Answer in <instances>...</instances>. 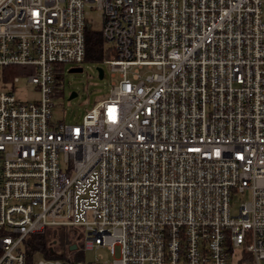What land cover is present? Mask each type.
I'll return each mask as SVG.
<instances>
[{
  "label": "built area",
  "instance_id": "obj_1",
  "mask_svg": "<svg viewBox=\"0 0 264 264\" xmlns=\"http://www.w3.org/2000/svg\"><path fill=\"white\" fill-rule=\"evenodd\" d=\"M87 8L112 88L80 123L55 121ZM21 82L39 97L19 100ZM78 225L108 264H264V0H0V264H103L24 251Z\"/></svg>",
  "mask_w": 264,
  "mask_h": 264
},
{
  "label": "rangeland",
  "instance_id": "obj_2",
  "mask_svg": "<svg viewBox=\"0 0 264 264\" xmlns=\"http://www.w3.org/2000/svg\"><path fill=\"white\" fill-rule=\"evenodd\" d=\"M101 29L102 17L100 12L96 9L87 8L86 30ZM106 47H108L107 44ZM74 67H81L82 71L71 72L70 69ZM98 67L102 68L104 71L103 78L99 77ZM61 68L63 71L58 75L60 87H58L59 90L53 98V120L67 123H80L87 110H90L96 101L102 100L109 95L112 88L109 65L106 60L102 62L84 60L79 65L66 63L61 66ZM14 90L19 100H36L39 97L36 87L24 82L16 84ZM72 92H76L77 96L70 99L69 96ZM250 197L251 194L249 190L242 194H235L231 203L232 213L238 214L240 205L244 201L249 200ZM73 229L76 235L80 232H85L83 226H74ZM76 242L81 249L71 251L69 246L65 247L66 255L69 256L71 262L100 259L103 264H108L113 258L104 247H94L85 250L84 235L79 236Z\"/></svg>",
  "mask_w": 264,
  "mask_h": 264
},
{
  "label": "trees",
  "instance_id": "obj_3",
  "mask_svg": "<svg viewBox=\"0 0 264 264\" xmlns=\"http://www.w3.org/2000/svg\"><path fill=\"white\" fill-rule=\"evenodd\" d=\"M111 50L106 47L104 37L101 30H86V55L85 61L102 62L111 57ZM23 66L21 65H8L4 70L8 72L5 76L9 79L10 76L20 74ZM58 86L60 87L59 78L57 79ZM56 91V94H57ZM74 226H60V227H47L44 232L31 234L23 242V248L29 259L44 256L46 258L66 256L65 247L72 244H77L76 240L81 236L75 233ZM3 231H0L2 234ZM77 236V237H76ZM63 250V255L59 256L57 251Z\"/></svg>",
  "mask_w": 264,
  "mask_h": 264
},
{
  "label": "water",
  "instance_id": "obj_4",
  "mask_svg": "<svg viewBox=\"0 0 264 264\" xmlns=\"http://www.w3.org/2000/svg\"><path fill=\"white\" fill-rule=\"evenodd\" d=\"M71 72H80L82 71V68L81 67H74V68H71L70 69ZM98 72H99V77L100 78H103L104 77V71L102 68L98 67ZM77 96V93L76 92H72L69 96V98H73ZM71 249H75L76 248V244L72 245V247H70Z\"/></svg>",
  "mask_w": 264,
  "mask_h": 264
}]
</instances>
